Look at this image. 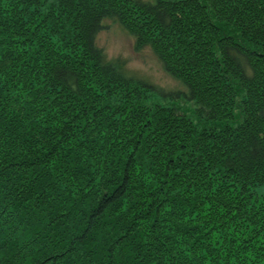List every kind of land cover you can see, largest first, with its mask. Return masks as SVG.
I'll list each match as a JSON object with an SVG mask.
<instances>
[{
	"label": "trees",
	"instance_id": "16d2710c",
	"mask_svg": "<svg viewBox=\"0 0 264 264\" xmlns=\"http://www.w3.org/2000/svg\"><path fill=\"white\" fill-rule=\"evenodd\" d=\"M105 19L183 85L95 44ZM264 0H0V264H264Z\"/></svg>",
	"mask_w": 264,
	"mask_h": 264
},
{
	"label": "rangeland",
	"instance_id": "374dc122",
	"mask_svg": "<svg viewBox=\"0 0 264 264\" xmlns=\"http://www.w3.org/2000/svg\"><path fill=\"white\" fill-rule=\"evenodd\" d=\"M95 44L110 60L119 62L128 76L143 81L153 89L147 93L148 103H174L189 116H193L196 105L177 95L178 91L183 90V85L164 71L162 63L150 48L137 50L133 37L118 23L105 19L104 27L95 37Z\"/></svg>",
	"mask_w": 264,
	"mask_h": 264
}]
</instances>
